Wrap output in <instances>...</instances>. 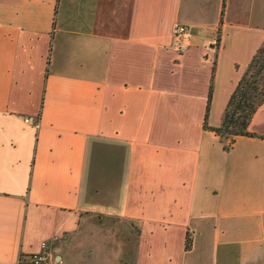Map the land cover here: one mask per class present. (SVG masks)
Masks as SVG:
<instances>
[{
	"label": "crops",
	"instance_id": "obj_1",
	"mask_svg": "<svg viewBox=\"0 0 264 264\" xmlns=\"http://www.w3.org/2000/svg\"><path fill=\"white\" fill-rule=\"evenodd\" d=\"M263 43L264 0H0V264H264V103L204 127Z\"/></svg>",
	"mask_w": 264,
	"mask_h": 264
},
{
	"label": "trees",
	"instance_id": "obj_2",
	"mask_svg": "<svg viewBox=\"0 0 264 264\" xmlns=\"http://www.w3.org/2000/svg\"><path fill=\"white\" fill-rule=\"evenodd\" d=\"M217 37L218 43L220 41V29L218 30ZM215 69L216 60L214 61V72ZM213 91L214 74L209 89L204 118L205 129L215 131L222 138L229 137L231 139L230 146H232L236 138L240 135L257 136L255 132L249 130V126L254 114L264 103V43L253 56L245 73L231 94L220 126H211L209 124V112L213 99ZM191 247L192 240L190 237H187L186 249L189 250Z\"/></svg>",
	"mask_w": 264,
	"mask_h": 264
},
{
	"label": "built area",
	"instance_id": "obj_3",
	"mask_svg": "<svg viewBox=\"0 0 264 264\" xmlns=\"http://www.w3.org/2000/svg\"><path fill=\"white\" fill-rule=\"evenodd\" d=\"M173 35L177 39V41L180 43L184 41H191L193 39L194 32L191 27L184 23H175L173 26ZM25 121L30 122L31 119L28 117L25 119ZM54 239H57L55 237ZM48 248H49V242L43 241L42 242V251L32 254L29 258V264H47L49 259L48 254ZM17 264H22L21 261L17 262Z\"/></svg>",
	"mask_w": 264,
	"mask_h": 264
},
{
	"label": "rangeland",
	"instance_id": "obj_4",
	"mask_svg": "<svg viewBox=\"0 0 264 264\" xmlns=\"http://www.w3.org/2000/svg\"><path fill=\"white\" fill-rule=\"evenodd\" d=\"M101 218L102 221H105V225H108V227H114L116 228L117 231H121V232H124L125 230V227L127 225L126 222L124 221H120L118 218H113V219H110V218H102L100 215H97ZM263 264V263H262Z\"/></svg>",
	"mask_w": 264,
	"mask_h": 264
}]
</instances>
